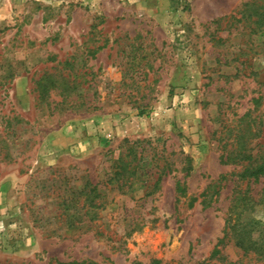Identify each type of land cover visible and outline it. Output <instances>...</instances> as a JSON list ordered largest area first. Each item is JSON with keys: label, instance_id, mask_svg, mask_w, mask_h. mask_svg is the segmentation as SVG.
I'll return each instance as SVG.
<instances>
[{"label": "rangeland", "instance_id": "374dc122", "mask_svg": "<svg viewBox=\"0 0 264 264\" xmlns=\"http://www.w3.org/2000/svg\"><path fill=\"white\" fill-rule=\"evenodd\" d=\"M253 1L0 0V264H264L219 244L264 187L222 162L264 154L262 27L232 18ZM129 150L131 195L109 181ZM86 182L94 220L67 210Z\"/></svg>", "mask_w": 264, "mask_h": 264}, {"label": "trees", "instance_id": "16d2710c", "mask_svg": "<svg viewBox=\"0 0 264 264\" xmlns=\"http://www.w3.org/2000/svg\"><path fill=\"white\" fill-rule=\"evenodd\" d=\"M258 1V0H257ZM257 1L252 3H246L243 5L245 11L239 12L240 17L232 18L235 22H242L243 20L255 25V28H261L260 34L264 36V0L261 5L257 4ZM256 34L255 29L252 31ZM260 99H264V95L261 98L254 100L256 104H259ZM139 115H143L145 109L137 108ZM241 144L242 146H240ZM245 142L237 143L235 151H232L227 154L226 157H222V162L225 164L234 163L241 166V171L238 175V179L242 181L254 182L258 181L261 177H264V154L261 156H253L247 150ZM132 156V160H128V157ZM129 156L121 157L120 155L115 160L117 162L116 171H113L111 178L109 179L110 183L117 184V189L127 195L133 193V180L136 177L138 165L131 167V162L133 160H138V162L143 160V155L137 154L129 150ZM163 170L160 169L157 174L156 184L161 180L163 175ZM146 174L144 173V176ZM126 189V191H124ZM176 192L177 194H183L184 189L181 187V183L176 182ZM84 199L80 202H75V204H70L67 210L74 208V212L81 213L84 211L83 216L85 218L89 217L90 220L98 218V214L101 210L104 209V202L102 201V196L97 190V185H92L90 182H86L84 190L80 194ZM257 206L264 208V187L261 192V198L259 201H253L250 196H248L247 191H239L235 196L233 204L230 208L228 218L225 222V235L223 239L219 242L221 244L224 240L233 242L234 246L241 250L245 255L252 254L256 258L264 261V237L254 238L252 236V221L247 219L246 215L248 212H253ZM79 222V221H78ZM71 224V225H70ZM77 222L75 223V225ZM70 226H74L72 223H69ZM220 251L215 248L211 255V259L218 256ZM69 264H94V263H77L72 262ZM140 264V263H133ZM150 264H161L158 260L151 261ZM199 264H211L209 260L201 262ZM222 264H232V263H223Z\"/></svg>", "mask_w": 264, "mask_h": 264}]
</instances>
